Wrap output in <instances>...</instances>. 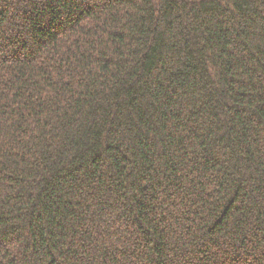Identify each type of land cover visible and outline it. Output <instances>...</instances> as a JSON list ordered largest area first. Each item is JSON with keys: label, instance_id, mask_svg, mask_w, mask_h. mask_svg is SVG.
<instances>
[{"label": "trees", "instance_id": "trees-1", "mask_svg": "<svg viewBox=\"0 0 264 264\" xmlns=\"http://www.w3.org/2000/svg\"><path fill=\"white\" fill-rule=\"evenodd\" d=\"M0 264H264V0H0Z\"/></svg>", "mask_w": 264, "mask_h": 264}]
</instances>
